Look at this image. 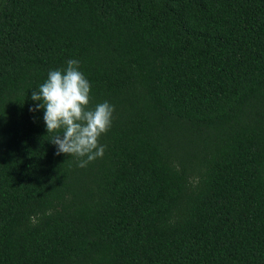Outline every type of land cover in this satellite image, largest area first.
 Here are the masks:
<instances>
[{
	"label": "trees",
	"instance_id": "1",
	"mask_svg": "<svg viewBox=\"0 0 264 264\" xmlns=\"http://www.w3.org/2000/svg\"><path fill=\"white\" fill-rule=\"evenodd\" d=\"M68 60L84 168L29 111ZM0 264H264V0H0Z\"/></svg>",
	"mask_w": 264,
	"mask_h": 264
},
{
	"label": "clouds",
	"instance_id": "2",
	"mask_svg": "<svg viewBox=\"0 0 264 264\" xmlns=\"http://www.w3.org/2000/svg\"><path fill=\"white\" fill-rule=\"evenodd\" d=\"M90 82L79 70L78 60H68L63 70H53L39 87L32 91L36 102L30 112L43 110L47 133H60L51 141L57 148L56 155L80 158L78 166L102 158L105 146L100 137L111 127L114 106L107 101L89 108ZM86 157V159H84Z\"/></svg>",
	"mask_w": 264,
	"mask_h": 264
}]
</instances>
